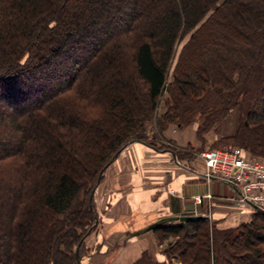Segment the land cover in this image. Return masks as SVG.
<instances>
[{
    "label": "trees",
    "instance_id": "16d2710c",
    "mask_svg": "<svg viewBox=\"0 0 264 264\" xmlns=\"http://www.w3.org/2000/svg\"><path fill=\"white\" fill-rule=\"evenodd\" d=\"M234 110L219 142L264 161V0H0V264H81L120 152L191 158L164 132L194 124L203 143ZM153 230L156 264H264L260 210Z\"/></svg>",
    "mask_w": 264,
    "mask_h": 264
},
{
    "label": "crops",
    "instance_id": "0c3cea01",
    "mask_svg": "<svg viewBox=\"0 0 264 264\" xmlns=\"http://www.w3.org/2000/svg\"><path fill=\"white\" fill-rule=\"evenodd\" d=\"M174 128L169 127L164 137L178 148L191 145L201 149L205 144L197 139L195 125L194 141L185 145L167 137L176 132ZM210 134L206 135L207 141ZM191 155L179 160L171 151H159L140 141L127 145L95 188L94 201L101 220L85 239L87 254L81 264L164 262L163 245L153 230L163 220L205 215L220 228L249 222L254 211L237 203V190L206 179L203 160L197 153Z\"/></svg>",
    "mask_w": 264,
    "mask_h": 264
},
{
    "label": "built area",
    "instance_id": "2783aa9c",
    "mask_svg": "<svg viewBox=\"0 0 264 264\" xmlns=\"http://www.w3.org/2000/svg\"><path fill=\"white\" fill-rule=\"evenodd\" d=\"M198 155L205 164L206 179L215 176L234 183L239 189L235 198L238 204L264 211V161L245 154L239 147L207 150ZM195 200L200 203L201 199Z\"/></svg>",
    "mask_w": 264,
    "mask_h": 264
},
{
    "label": "rangeland",
    "instance_id": "374dc122",
    "mask_svg": "<svg viewBox=\"0 0 264 264\" xmlns=\"http://www.w3.org/2000/svg\"><path fill=\"white\" fill-rule=\"evenodd\" d=\"M185 42L182 41L180 43V45L178 46V52L182 46V44ZM164 109V108H163ZM162 106L161 108L159 109V113H160V110H162ZM239 113L237 110H234L232 112V114L230 116H228L220 125H218L215 129H213L211 133L208 137V141L206 140V136H205V140L203 141V143H205L203 145L204 148H207L205 150H214V149H225V148H234V147H238L237 145H233L231 142L229 141H225L223 140L222 142H219L220 139L222 138H226L228 137L229 134H235L236 131H237V127L239 125ZM194 125V124H193ZM193 125H189V126H186V127H177L175 126V131L173 134H167V137L170 136V138H174V140L179 143V144H187L188 142H193L194 141V128H193ZM154 129V124L153 125H149L148 127V130H153ZM231 136V135H229ZM218 140V141H217ZM201 144L202 141H200ZM177 147V146H176ZM203 147L201 149H203ZM240 148V147H239ZM188 153L190 152L191 154H199L200 149L198 148H185ZM204 150V151H205ZM187 153V152H186ZM178 159V158H177ZM95 191V190H94ZM255 211V210H253ZM245 215V214H243ZM166 244L163 245V249L165 248ZM84 260V258L82 259ZM136 264H150L144 260H141L139 261L138 263ZM174 264H178V263H174Z\"/></svg>",
    "mask_w": 264,
    "mask_h": 264
},
{
    "label": "water",
    "instance_id": "95a60500",
    "mask_svg": "<svg viewBox=\"0 0 264 264\" xmlns=\"http://www.w3.org/2000/svg\"><path fill=\"white\" fill-rule=\"evenodd\" d=\"M211 178L215 179V180H218L220 182H223L225 184H228L229 186L235 188L238 191V193H239V189L234 183H232L230 181H227L225 179L219 178V177H215V176H212ZM258 210H260V209H258ZM260 211L264 213L263 210H260ZM200 218H203V217L200 216V215H185V216H181L179 220L180 221H191V220H197V219H200Z\"/></svg>",
    "mask_w": 264,
    "mask_h": 264
}]
</instances>
